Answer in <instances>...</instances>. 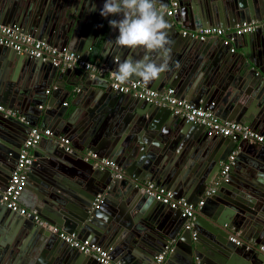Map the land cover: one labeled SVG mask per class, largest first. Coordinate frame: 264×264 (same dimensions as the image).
Masks as SVG:
<instances>
[{
  "label": "water",
  "instance_id": "1",
  "mask_svg": "<svg viewBox=\"0 0 264 264\" xmlns=\"http://www.w3.org/2000/svg\"><path fill=\"white\" fill-rule=\"evenodd\" d=\"M172 1L179 7L168 16ZM104 2L0 0V24L83 60L96 51V64L113 71L115 58L140 59L144 52L109 44L119 33L109 27L116 16L99 14ZM157 9L170 25L169 70L147 84L130 80L157 92L171 88L195 108L264 134V30L232 35L227 44L191 35L264 20V0H157ZM78 83L82 89L72 91ZM0 107L15 114L0 111L1 188L30 131L52 132L34 147L19 197L31 215L0 201V264H100L62 241L54 227L101 246L119 264H153L168 245L172 251L163 264H264V146L208 135L167 107L113 92L105 77L63 71L1 45ZM59 136L70 141L72 153L60 147ZM89 152L114 167L83 161ZM231 156L228 181L205 197ZM146 183L184 198L195 218L141 192ZM33 213L46 224L35 223ZM188 222L193 225L185 229Z\"/></svg>",
  "mask_w": 264,
  "mask_h": 264
},
{
  "label": "built area",
  "instance_id": "2",
  "mask_svg": "<svg viewBox=\"0 0 264 264\" xmlns=\"http://www.w3.org/2000/svg\"><path fill=\"white\" fill-rule=\"evenodd\" d=\"M178 7L179 3L177 1H172L169 8L166 10V14L168 16H173L177 13ZM259 29L264 30V20L242 22L236 24L232 28L226 29L213 27L202 28L191 32V35L199 40L222 38L224 39V43L227 44L232 35L241 37L253 34ZM0 45L9 47L20 55L49 61L55 67L61 68L63 71L77 69L88 74L91 78L95 76L105 77L109 80L110 87L116 91V93L131 94L133 97L139 98L146 103L160 107H167L174 115L184 118L187 123L203 126L208 135L230 137L234 140H246L250 143L264 146V134L255 132L239 123L222 121L208 110L195 108L186 100L176 98L174 96V90L171 88L162 92H157L150 90L140 81L129 80L124 84H120L115 81L114 77L111 75L112 71L108 66L97 65L96 63L83 60L65 48L59 49L43 41L36 40L29 35L24 34L16 26L0 24ZM46 93L49 94L48 91ZM0 111L6 112L7 115H15L13 111H4L1 107ZM51 135L52 132L48 128H36L30 131L28 138L24 141L23 147L19 152L7 186L5 188L0 187V201L8 209L19 212L20 215L24 217H29L31 215L30 211L22 207L19 203V197L27 185V175L30 172L34 161L32 156H30L29 151L34 148L43 137H50ZM57 139L60 143V147L63 148L65 152H73L68 139L62 136H59ZM81 158L85 162H91L95 168L105 169L114 167L110 160L101 159L96 153L89 152L82 155ZM233 160L234 158L231 156L229 161L221 166L217 178L213 182L211 188L206 191L205 197L211 196L220 183L228 181L226 176L228 175ZM117 177L120 178L121 176L117 175ZM141 192L149 194L157 201L168 205L172 209L181 210L183 217H187L189 220L194 219L193 207L184 198L175 199L174 194L171 191H165L162 188L155 187L153 183H146L145 187L141 189ZM203 200L197 204L198 207L203 205ZM101 202L102 198L99 196L95 200L94 206L97 208V205ZM34 220L35 223L39 225L45 223L36 215L34 216ZM192 225V223L188 222V224H185L184 228L190 229ZM53 233L58 235V237L70 247L75 248L85 255L93 256L100 264H119L111 260L108 250H105L99 245L91 244L89 241L78 240L75 233L66 234L63 231H60L57 227L53 228ZM232 241L235 242L233 239ZM171 251L172 248L170 245L166 246L162 252L154 257L153 264H163L166 255Z\"/></svg>",
  "mask_w": 264,
  "mask_h": 264
},
{
  "label": "clouds",
  "instance_id": "3",
  "mask_svg": "<svg viewBox=\"0 0 264 264\" xmlns=\"http://www.w3.org/2000/svg\"><path fill=\"white\" fill-rule=\"evenodd\" d=\"M99 14L106 19L109 16L119 17L109 21V27L119 33L114 43L109 44L118 50L140 49L144 52L140 59H133L132 56L123 60L115 58L117 67L111 73L115 81L124 84L130 78H138L147 84L169 70L171 41L167 29L170 25L163 11L157 9V0H105Z\"/></svg>",
  "mask_w": 264,
  "mask_h": 264
},
{
  "label": "crops",
  "instance_id": "4",
  "mask_svg": "<svg viewBox=\"0 0 264 264\" xmlns=\"http://www.w3.org/2000/svg\"><path fill=\"white\" fill-rule=\"evenodd\" d=\"M116 19H119V17H117ZM111 50V52L113 51V48H111L110 49ZM92 53H94L92 56H94V62L93 63H97V58H96V51H92ZM90 62V61H89ZM105 66V65H104ZM85 77L87 78H91V76H89L88 74H85ZM79 84V83H78ZM109 85H110V83H109ZM98 88L99 87H97V86H93L92 87V90H98ZM111 88V87H110ZM72 91H79V90H81L82 88H81V85L79 84L78 86H75V87H71L70 88ZM111 90L113 91V92H115L116 93V91H114L112 88H111ZM66 103H68L69 105H70V103H71V101L69 100V99H67L66 100ZM33 149L34 148H32V149H30V151H29V154H30V156H32V158H33ZM34 159V158H33ZM24 204H25V206H26V202L24 201ZM59 230L60 231H62L60 228H59ZM76 234V233H75ZM76 237H77V234H76ZM78 239V238H77ZM79 240V239H78ZM63 241V240H62ZM66 243V242H65ZM72 248V247H71ZM75 249V248H74Z\"/></svg>",
  "mask_w": 264,
  "mask_h": 264
},
{
  "label": "trees",
  "instance_id": "5",
  "mask_svg": "<svg viewBox=\"0 0 264 264\" xmlns=\"http://www.w3.org/2000/svg\"><path fill=\"white\" fill-rule=\"evenodd\" d=\"M90 62H94V56L89 59Z\"/></svg>",
  "mask_w": 264,
  "mask_h": 264
},
{
  "label": "flooded vegetation",
  "instance_id": "6",
  "mask_svg": "<svg viewBox=\"0 0 264 264\" xmlns=\"http://www.w3.org/2000/svg\"><path fill=\"white\" fill-rule=\"evenodd\" d=\"M66 105H67V103H66ZM16 163V162H15ZM15 166V165H14ZM14 168V167H13ZM13 171V170H12Z\"/></svg>",
  "mask_w": 264,
  "mask_h": 264
}]
</instances>
